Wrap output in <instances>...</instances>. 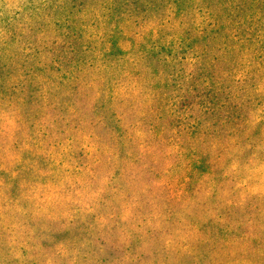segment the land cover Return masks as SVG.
I'll return each mask as SVG.
<instances>
[{
	"label": "trees",
	"instance_id": "obj_1",
	"mask_svg": "<svg viewBox=\"0 0 264 264\" xmlns=\"http://www.w3.org/2000/svg\"><path fill=\"white\" fill-rule=\"evenodd\" d=\"M54 1L60 14L63 12L60 6L62 0ZM54 1L41 0V5L46 11L55 6ZM125 6L106 7V12L102 15L95 14V17H92L96 20L92 23L93 26L96 24L95 31L87 37V41L79 42L80 49L77 52L72 51L75 54L71 55L70 59L55 56L52 52L33 54L15 50L5 51L10 40L3 38L6 36L5 31L7 34L10 32L11 20L6 19L8 17L0 18V24L5 25L4 32L0 33V50L3 52L0 53V125L7 120L19 125L18 121L13 120L15 110H21L20 118L32 125L36 121L33 112L41 105L40 103L50 100L51 104L48 106L52 105L51 108L56 110L57 114L68 118L65 115L67 114L65 108L69 104L72 106L73 103L64 102L67 101L65 96L68 95L67 92L78 93L84 83L87 91L94 90L95 101L91 112L85 115L87 119H83L84 122L97 119L95 125L109 133L112 136L111 141L114 140L110 159L108 157L106 184L99 193V200L97 199L95 204L88 202L85 206L79 200L78 207L71 213L72 219L68 222L60 211L68 209L65 205H68L70 199L64 198L63 202L61 197L59 201L66 204L59 206L60 209L57 206V211H54L55 208L51 207L53 200L57 199L54 193L57 192V195L60 193L63 197L66 193L70 194L67 179L71 176L77 178L82 176L87 166L80 164L76 167L72 163L68 168L61 169L66 151H57L58 154L43 151L44 155L39 154L42 137L37 138L35 143L26 142L24 151L16 153L13 158L5 160L0 158V232L6 240L4 244L0 243V264L5 262L41 264V258L55 263L61 258L76 256L68 254L75 243L82 240H92L96 243L98 240L93 235L95 228L98 224L101 225L110 213L115 216V209L118 212L131 213L132 207L127 203L132 194L126 193V181L128 175H131L134 169L144 167L140 165L146 164V161L144 153L131 145L133 141L129 127L125 123V113L121 110L127 97H120L118 94L121 83L126 88L137 90L136 86L127 83L136 79V83L140 81L142 83L140 85L145 84L143 86L148 88L150 94L158 87V101L161 102L160 105L163 103L165 105L158 109V112L161 115L163 112L165 115H173L175 112L169 107L170 100L181 96L173 95L176 90H182L184 87L190 91L196 84V82L192 84L194 80L208 74L215 78L217 83L220 82L222 87V81L226 78L224 73L230 71L228 65H231L232 69L242 70L245 66L253 67L255 61L264 58V0H158V25L153 23L151 28L140 27L141 20L137 14L140 7L131 4ZM145 10L147 8H143V11ZM39 13L40 11L36 12V15ZM155 19L157 17H153L152 22H155ZM39 20L41 19L37 21ZM56 43L57 39L52 41L45 39L38 47L46 49ZM58 47H61V43ZM13 48L20 49V45L15 44ZM151 60H158V68L157 64H151ZM209 63L219 66L205 68L210 65ZM155 68L158 72L153 71ZM150 71L154 75L150 74L148 77ZM90 77L93 80L88 82ZM148 96L151 97L149 94ZM159 119L158 137L175 130L170 124L173 123V118H168L167 123L163 122L162 116ZM183 119L179 120L183 121V135H180V130L175 132L183 138V144H179L178 141L170 143L166 140L160 141L162 138H158V145L167 144L171 149H177L175 161L170 158L164 165L158 163V180L164 178L169 180H162L158 185L169 187L170 184L176 183L183 188L184 195L189 197L201 190V186H198L197 173L203 174L204 177L213 174L209 178V184L212 185V192L218 193L220 185L230 180L232 175L227 173V169L226 172L223 168L212 170L214 166L209 163L203 149L197 148V144L192 145L197 138L203 139L205 133L203 117L193 119L192 116H188ZM18 128L23 131L30 129L31 132L37 133L33 127L25 128L19 125L16 129ZM6 132V126H0V139H3ZM101 139L104 141V137ZM102 141L100 140V143ZM203 143L204 140L200 141L199 147H202ZM14 145L16 147V144ZM226 157L223 158L222 164L225 163ZM41 158L46 161L43 162L46 172H51L49 177L42 175L40 168L37 167ZM170 162H174L173 167L171 165L167 167ZM176 164L178 165L175 167ZM168 170L173 174H166ZM78 185L79 188L80 182ZM46 188L53 198L36 206L37 198L30 196ZM234 188L243 190L245 196L251 195L246 193L251 189L246 181L244 185H235ZM5 207L7 211H2ZM33 209H37L33 213L35 217L32 215ZM99 209H102L104 214L98 211ZM213 209L218 219L211 217L207 221L195 220L191 223L196 227L198 237L202 238L204 235L206 237L204 242L209 243L212 240L214 246L218 247L223 245L221 242L236 238L238 231H244L246 225L240 218L242 224L234 227L233 220L230 222L231 219L228 221L227 218L234 217L235 212L222 209L218 205ZM40 213L41 218L54 217L56 223L53 226L51 223L40 224L37 232H32L37 226L35 218ZM7 216L18 217L16 219L19 222L4 229L2 222H5L4 217ZM256 223L264 222L258 220ZM21 227L24 231L19 237L13 235L16 229ZM79 230H86L84 237L79 235ZM259 243V247L263 248V236ZM262 253L256 255L259 251L254 250L255 258L263 263Z\"/></svg>",
	"mask_w": 264,
	"mask_h": 264
},
{
	"label": "rangeland",
	"instance_id": "obj_2",
	"mask_svg": "<svg viewBox=\"0 0 264 264\" xmlns=\"http://www.w3.org/2000/svg\"><path fill=\"white\" fill-rule=\"evenodd\" d=\"M128 4L141 8L137 11L141 20L140 27L151 28L153 23L158 25V0H149V2L146 0H68L65 2L62 0L60 6L63 12L60 14L57 11L56 2L53 8L45 11L41 0H0V18L8 17L6 19L11 20L10 32L7 34L5 31L6 36L3 38L10 40L5 51L15 50L33 54L52 52L55 56L70 59V56L75 54L72 51L77 52L80 49L79 42L87 41V37L95 31L96 24L92 25L96 22L92 18L95 14L102 15L106 12V7L119 8L126 7L125 5ZM143 8L147 10L143 11ZM38 11L40 13L36 15ZM153 17H157L155 22H152ZM38 19H41L39 20L41 22L37 21ZM4 27L5 25L0 24V33L4 32ZM45 39L49 41L57 39V43L46 49L39 48L38 45ZM59 43L61 47H58ZM12 44L20 45V49H14ZM62 45L65 47L62 48ZM0 53L3 52L0 50ZM157 61L151 60V64H157L158 68ZM205 62L207 63L208 60ZM218 66L210 64L204 67ZM228 66L230 71L224 73L226 78L222 81V87L220 82L217 83L216 79L208 74L206 77L194 80L192 84L195 82L196 84L190 91L183 87L182 90L173 92V95H183L182 98L180 96L170 100L169 107L175 112L173 115H165L164 112L161 115L158 112V109L165 106L164 103L160 105L161 102L158 101V87L154 89V93L150 94L148 88L143 86L145 84L140 85L142 84L140 81L136 83V79L127 83L136 86L137 90L120 84L119 96L127 97L121 110L125 113V123L129 127L133 141L131 145L138 147L139 152L144 153L146 161V164L140 165L144 167L134 169L126 181V193L132 194L127 204L132 207V211L125 213L115 209V216L110 213L93 232L98 240L96 243L92 240H85L86 242L82 240L76 242L68 252L69 255L76 256L68 259L61 258L55 263L41 258V264L262 263L255 258L254 250L259 251L256 255L264 252V246L259 247V240L262 236L264 237V232H261L264 231V223H256L258 220L264 222V58L255 61L253 67L245 66L242 70ZM157 68L153 71L158 72ZM150 74L154 75L150 71L147 76L149 77ZM88 79V82L93 80L91 77ZM152 81H154L153 78ZM67 94L65 96L67 101L64 102L73 103L72 106L69 104L67 108L64 107L68 118L57 114L56 110L51 108L52 105L48 106L51 100L40 103L41 105L33 112L36 121L34 119L35 123L32 125L20 118L21 110L14 111L15 119L13 120L18 121L22 127H33L37 133L31 132L30 129L24 131L20 128L16 129L19 125L16 124V126L9 120L0 125L1 127L5 125L7 129L3 139H0L1 159L13 158L16 153L24 151L26 142L35 143L37 138L42 137L39 154L44 155L43 151L49 154L66 151L61 169L68 168L72 163L76 167L80 164L87 166L82 176L78 177L79 180L73 176L67 179L70 194L66 193L63 197L60 193L58 195L57 192L54 193V197L57 198L53 200L54 202L51 201L54 211H57L62 204H66L59 201L61 197L63 202H65L64 198L70 199L68 205H65L68 209L60 211L66 217V222L72 219L71 213H74L78 207L79 200L84 206L88 202L95 204L97 199L99 200V193L106 184L105 175L109 170L108 157L110 159L113 149L112 141L114 142L113 139L111 141L112 136L109 133L95 125L94 122H97V119H89L85 122L83 120L87 119L86 116L95 103L94 90L87 91L83 83L78 93L72 91ZM148 94L151 95L150 98ZM160 116L164 123H167L168 118H173L174 121L170 124L175 130L158 137ZM188 116H192L193 119L203 117L202 121H205L203 139L197 138L192 145L197 144V148L203 149L209 158V163L214 166L212 170L215 171L217 168L224 169L226 172L227 169V173L232 175L230 180L220 185L218 193H213L212 185L209 184V178L213 174L204 177L203 174L197 173L198 186H201V190L189 197L184 195L183 188L176 183L170 184L169 187L158 185L162 180L169 181L168 178L158 180V163L164 165L170 158L175 161L174 155L177 153V149H171L167 144L158 145V138H162L160 141L166 140L169 143L178 141L179 144H183V138L180 137L183 135V121L179 120H184L183 117ZM179 130L180 135H176ZM202 140H204L203 146L199 147V142ZM9 149L11 151H8ZM134 152H136L135 149ZM224 157L226 160L222 164ZM43 162L46 163L41 158L37 167L40 168L42 175L49 177L51 172H46ZM171 163L167 164V167L170 165L173 167L174 162ZM166 174H173V172L168 170ZM76 181L80 182L81 190L80 187L78 188L79 182ZM245 181L251 188L246 191L247 194H251L248 196H245L243 190L234 188L235 185H244ZM222 187L225 188L222 189ZM48 191L49 189L46 188L30 196L37 198L36 206H39L42 201L46 203L53 198ZM217 205L222 209L235 212L234 217L227 218L228 221L231 219L230 222L233 220L234 227L242 224L239 221L241 218L246 228L243 229L244 231H238L236 238L225 243L221 242L222 246L215 247L212 240L209 243L204 242L206 239L204 235L202 238L198 237L197 229L191 222L207 221L211 217L218 219L213 209ZM248 205L249 208H247ZM35 210L37 209H33V216ZM2 211H7L6 207ZM98 211L102 212V209ZM250 217L253 218L250 219ZM16 218L4 217L5 222H2L4 229L19 222ZM35 222L37 226L32 232H37L40 224L50 225L51 223L53 226L56 220L52 216L41 218L40 213L35 218ZM22 231H24L22 227L16 229L13 235L19 237ZM85 233L86 230H79V235L84 237ZM3 236L0 232V243L4 244L6 240ZM262 255L264 256V253Z\"/></svg>",
	"mask_w": 264,
	"mask_h": 264
}]
</instances>
